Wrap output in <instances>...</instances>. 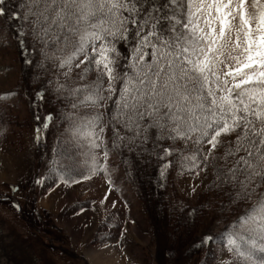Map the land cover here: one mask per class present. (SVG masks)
Listing matches in <instances>:
<instances>
[{"label":"snow or ice","instance_id":"snow-or-ice-1","mask_svg":"<svg viewBox=\"0 0 264 264\" xmlns=\"http://www.w3.org/2000/svg\"><path fill=\"white\" fill-rule=\"evenodd\" d=\"M243 6L244 0H0V17L16 22L22 51L30 35L33 51L39 43L54 67L83 66L81 79L97 72V82L70 94L88 92L81 103L114 104L108 120L114 147L126 138L141 144L183 140L196 145L195 164L196 153L206 161L203 144L211 151L222 134L233 135L218 158L224 163L217 166V180L232 187L236 200L255 197L233 229L248 237L244 251L237 246V257L264 264V6L255 28ZM230 16L239 17V55L221 73L217 43ZM63 88L57 83V90ZM36 95L43 99V90ZM103 116L95 113L89 126L103 123ZM120 129L131 135L122 137ZM228 243L236 244L231 234Z\"/></svg>","mask_w":264,"mask_h":264},{"label":"rangeland","instance_id":"rangeland-1","mask_svg":"<svg viewBox=\"0 0 264 264\" xmlns=\"http://www.w3.org/2000/svg\"><path fill=\"white\" fill-rule=\"evenodd\" d=\"M238 3L239 0H233L234 5ZM261 6H264V0H244L242 11L253 28L256 27L255 18ZM238 25L239 17L233 19L230 16L224 37L218 39L220 52L217 55L222 61L218 70L221 73L229 70L230 66L234 67L236 61L233 57L239 55L234 47ZM13 26V21L0 17V264H90L83 247L75 245L69 235L59 228V223L64 219L61 213L66 214L64 220L68 222L67 225L75 232H79L78 228L82 225L84 233V213L91 204L86 203L84 207L81 201L90 194L100 195L99 179L93 178L96 175L104 176L107 186L115 192L114 187L119 186L121 193H117L123 199L124 206L119 212H113L110 219L102 220L103 226L110 225L95 234L93 229L98 227L97 217L103 210L102 204L96 208V201L90 202L95 205L91 210L90 226L93 229L89 230L87 236L83 235L87 237L83 243L84 247L89 248L87 252L98 259L97 264H164L159 254L160 246L151 235L150 215L142 209L135 189L123 183L124 173L118 167L119 163H115L113 156L106 159L98 149V137L101 135L98 127L84 123V109L87 107L71 108L57 91V83L61 84L59 77L71 68L57 69L51 61L45 60L39 43L35 46L32 64L24 66L22 49L25 45L18 43ZM27 43L32 47L30 35H27ZM25 53H28V49ZM49 81H52L51 87ZM37 88L43 90V99L37 97V92L34 93ZM54 89L56 92H53ZM49 114L52 121L46 119ZM35 115L46 119L47 127L43 125L39 133L35 129ZM36 133L44 142L40 147ZM42 149L43 160L39 163L38 156ZM217 149L216 146L209 151L208 144L202 146L205 153ZM53 163L70 167L71 170L77 168V174L81 175L74 180L55 177L50 172ZM134 165L138 166L136 161ZM208 170L199 169L193 174L172 171V203H177V198L195 203L211 178V171ZM100 172H105V175ZM16 188L19 190L14 191ZM230 197L229 204L223 206L216 202H228L226 193L219 195L213 192L210 195L214 203L209 204L198 230L202 232L204 228H209L215 237H220L223 231L227 232L229 237L231 234L236 240V244L230 245L229 237L220 238L210 242L206 250L197 255L181 258L178 264H244L237 257L236 249L239 246V251H244L248 237L239 227L234 234L233 225L238 217L250 209L251 204L249 200H236L233 193H230ZM61 203L67 204L61 206ZM117 216L121 222L118 227L113 221V217ZM228 221L230 223L226 225ZM116 244L123 251L116 249Z\"/></svg>","mask_w":264,"mask_h":264},{"label":"trees","instance_id":"trees-1","mask_svg":"<svg viewBox=\"0 0 264 264\" xmlns=\"http://www.w3.org/2000/svg\"><path fill=\"white\" fill-rule=\"evenodd\" d=\"M14 22V28L16 22ZM17 32V31H16ZM25 44L27 45L28 53L23 51L22 60L23 65L28 66L32 64V59H35V51L27 43V35L24 37ZM41 51V48H40ZM25 59L30 61L26 63ZM81 68H77L74 65L71 66V71L67 74L59 77L60 82L64 85L63 90H57L61 93V97L65 101V104H69L71 108H78V106L87 107L84 109L85 115H83L84 123H88V118L95 117V113H104L102 117L103 123H94L92 126H97L98 129L103 128L102 136L98 137L99 150L104 153L107 152L106 159L114 157L115 163H119L120 168L123 169L124 181L132 186L137 195L139 196L142 209L150 215V231L154 237V241L160 246L161 260L163 258L164 264H178L181 258L188 259L189 257L197 255L199 252L206 250L208 244H210L206 237L211 236V243L217 241L223 237H229L227 232H221L222 234L215 237L211 234V230L204 228L201 232L198 230L200 220L205 218L206 210L209 204L212 202L210 195L213 192L224 195L226 193V200L228 202H216L226 206L230 202V193H233V189L228 184H220L217 180L218 171L217 166L222 165L224 161L218 159L224 157L229 145L234 142L235 137L228 138V134H222L220 142L217 144L218 149L214 152L203 151L205 159L200 158V154L196 153L198 157V163L192 162L193 153H195L196 145L191 143L186 144L183 140L171 141L162 140L158 143L154 139H149L148 142L141 144L139 140L133 142L131 139H124L123 141H117L118 147L113 146L115 137L113 136L112 127L108 124L109 114L111 113L114 104L111 101H105L106 107L99 105H92L90 103H81L88 92L79 91L75 95L70 94L71 89H81L84 85H92L97 82V72L95 70L89 71L87 75L81 79ZM57 68V67H56ZM58 69V68H57ZM56 83V80H54ZM107 84L105 83V88ZM38 90V88H37ZM35 90L34 93L41 91ZM56 92V89L53 90ZM13 96V95H9ZM34 105V104H33ZM73 105H76L73 107ZM53 116L55 114H52ZM35 121V129L41 130L46 123V119L43 120L37 115L33 116ZM52 119H49V121ZM86 124V126L88 125ZM38 136V133H36ZM120 135L122 137H128L131 134L125 130L120 129ZM230 135V134H229ZM37 138V137H36ZM39 147L43 145L39 138H37ZM206 144V143H205ZM204 145V144H203ZM202 145V146H203ZM169 149V153L166 155L162 149ZM44 150L42 149L39 154V163L43 160ZM59 155V153H57ZM196 159V160H197ZM137 162L138 166L134 163ZM51 165L50 172L55 177H62L67 180H74L81 174L78 173V169L71 170L70 167L55 164ZM131 164V165H130ZM112 166V164H110ZM117 168V167H116ZM176 168V169H175ZM199 169L210 170L211 178L208 185L203 190L204 192L198 195L195 203L193 201L188 202L183 198H177L176 202L172 203V192L170 175L172 171L181 170L186 173H196ZM208 170V171H209ZM104 174L105 172H100ZM117 192L121 193L119 186L114 187ZM255 200V197H253ZM250 207L252 201H250ZM200 213L202 216H200ZM221 218H224L221 216ZM230 221L226 222L227 225ZM225 230V229H224ZM224 233V234H223Z\"/></svg>","mask_w":264,"mask_h":264},{"label":"crops","instance_id":"crops-1","mask_svg":"<svg viewBox=\"0 0 264 264\" xmlns=\"http://www.w3.org/2000/svg\"><path fill=\"white\" fill-rule=\"evenodd\" d=\"M94 179L96 178H98L99 180H98V182H99V184H100V186H98V192L100 193V195H98V196H93L92 194H90V195H88L87 197H85L82 201H81V206H84V207H86L85 206V204L86 203H88V204H91L90 205V209L89 208H87L86 209V212L84 213V215H85V223H83L84 225H86L85 226V230H84V233H82V230H81V228H82V225H80V228H78L79 229V232L77 233V232H75L74 231V229H71V227L69 226V225H67L68 224V222H66L64 219H65V217L64 216H66V214L65 215H63V213H61V215L63 216V221L61 222V223H59V228H61L62 229V231L64 232V233H66V234H68L69 235V237L72 239V241L74 242V244L75 245H77V246H82L83 247V249H84V251H86L85 252V257L87 258V259H89V262H90V264H97V258L95 257H93V255H90L88 252H87V250H89V248H87V247H84L83 246V243L84 242H86V239H87V237H83V235L84 236H87V234H88V232H89V230H91V228L93 229V226H90L91 225V220H92V214H91V210H92V208L94 207V205L95 204H93V203H90V202H92V201H96L95 203H97V205H96V208H98V206L100 205V204H102L101 205V210H103V213L102 214H100L97 218H98V227H94V229H93V232L95 233V234H98L99 232H100V229L101 228H105V227H107V226H109L110 225V223H109V225H107V226H103L101 223H102V220H106V219H110L111 217H112V213L113 212H119V210L121 209V208H123V204H124V201H123V199L120 197V195L117 193V192H115L114 190H112L111 188H109L108 186H107V182H106V179L104 178V176H102V175H96V176H94L93 177ZM93 179V180H94ZM65 204H67V203H61V206H63V205H65ZM114 216V215H113ZM124 218H125V216H124ZM90 219V220H89ZM120 219V218H119ZM119 219H118V216L117 217H113V221L115 222V223H117L116 225H117V227L121 224V222L119 221ZM100 220V221H99ZM113 222V223H114ZM120 223V224H119ZM116 227V228H117ZM99 229V230H98ZM98 230V231H97ZM120 232V231H119ZM75 235H78L77 237H75ZM81 235H82V237H81ZM116 241V240H115ZM117 246H115L116 247V249H118V250H122L123 251V249H122V247H120V245L119 244H116ZM93 259H94V261H93ZM94 262V263H93Z\"/></svg>","mask_w":264,"mask_h":264}]
</instances>
